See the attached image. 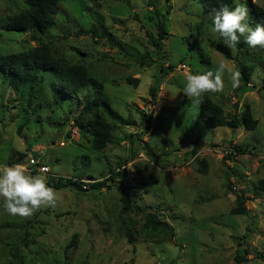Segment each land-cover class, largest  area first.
Masks as SVG:
<instances>
[{"label":"rangeland","instance_id":"1","mask_svg":"<svg viewBox=\"0 0 264 264\" xmlns=\"http://www.w3.org/2000/svg\"><path fill=\"white\" fill-rule=\"evenodd\" d=\"M23 1L0 0V56L44 45L102 85L113 118L101 119L109 139L94 149L89 119L74 121L91 88L58 89L55 103L49 74L29 106L26 90L13 92L0 74V165L39 175L34 158L49 168L46 182L81 186L56 190L57 206L29 218L8 214L0 198V264H264V48L243 38L235 51L227 47L198 0H61L48 32H7L3 22ZM239 3L264 12V0H232V8ZM159 24L161 50L152 44ZM221 61L245 66L248 87L238 98L225 73L224 92L201 100L227 118L236 106L233 131L206 127L199 104L183 94L189 73L214 72ZM140 112L152 120L147 131ZM102 181L107 187L91 189ZM237 197L245 214L231 213ZM149 213L172 233L151 229Z\"/></svg>","mask_w":264,"mask_h":264},{"label":"trees","instance_id":"2","mask_svg":"<svg viewBox=\"0 0 264 264\" xmlns=\"http://www.w3.org/2000/svg\"><path fill=\"white\" fill-rule=\"evenodd\" d=\"M61 0H25L21 6V10L15 13V16L3 22L4 29L11 33L30 32L32 37L40 36L46 31L48 32L55 26L54 16L59 10ZM204 12H213L222 6L232 8V0H198ZM249 24L255 29L257 25L264 26V12L248 4ZM80 33H84L80 31ZM88 33V32H86ZM165 31L161 24L157 26V39L152 40V44L161 50V41L164 38ZM216 51L230 59L229 50L216 45ZM162 71L163 69L160 68ZM241 72L240 85L236 88V96L239 98L248 87L249 70L245 66H239ZM0 74L6 81L7 87L13 92L19 93L23 90L27 92L28 105L37 95V88L41 80L46 75H52L56 80L51 82V91L55 103L58 100V89H62L66 94H77L78 92L91 88L93 93L85 94L84 105L78 116L74 119L76 124L82 123L84 118L89 119L88 127L92 131L93 148L100 149L109 139V131L107 123L103 122V116L112 117L109 111L108 98L103 92L102 85L91 79L87 71L81 66H71L64 59L54 58L49 54L48 49L44 45H39L33 50H27L19 53H12L0 56ZM159 81L156 80L150 89V96L154 97L158 89ZM199 104V119L208 128L224 127L233 130L239 128V118L234 106V114L227 118L223 109L208 98H203ZM142 116L143 129L146 131L151 127V118L143 112ZM242 121L245 126L253 127L255 121L251 118L248 110H245ZM125 125H129L126 121ZM127 123V124H126ZM12 159L8 161V165L13 164ZM112 176H116L111 172ZM80 179V178H79ZM105 181L96 182L90 185L91 189H101L107 187ZM47 184L55 190L66 187L80 189L81 186L72 180L63 181L62 178H50ZM237 207L232 210L233 214H245L243 200L240 197L236 199ZM146 222L151 229L168 230L172 233V228L166 222L160 221L154 214H146ZM130 238V236H128ZM131 244V240L128 239ZM239 246L241 244H238ZM244 252V251H243ZM243 260V258H242Z\"/></svg>","mask_w":264,"mask_h":264},{"label":"clouds","instance_id":"3","mask_svg":"<svg viewBox=\"0 0 264 264\" xmlns=\"http://www.w3.org/2000/svg\"><path fill=\"white\" fill-rule=\"evenodd\" d=\"M248 11L243 3L236 4L234 8L225 5L213 11L212 30L233 51L241 38L252 48H264V26L257 25L255 29L250 27ZM225 73L230 76L232 88L239 87L241 72L221 61L214 72L189 73L183 94L187 98H194L195 103L200 104L204 94L223 93ZM0 198H3V207L8 214L22 218L31 217L41 208H55L58 202L56 190L48 186L46 175L27 174V169L22 164L0 165Z\"/></svg>","mask_w":264,"mask_h":264},{"label":"built area","instance_id":"4","mask_svg":"<svg viewBox=\"0 0 264 264\" xmlns=\"http://www.w3.org/2000/svg\"><path fill=\"white\" fill-rule=\"evenodd\" d=\"M29 165L31 167H34L41 174H48L49 173V168L46 165L40 164L39 162L35 161L34 158L30 159ZM42 170H46V172H42Z\"/></svg>","mask_w":264,"mask_h":264}]
</instances>
